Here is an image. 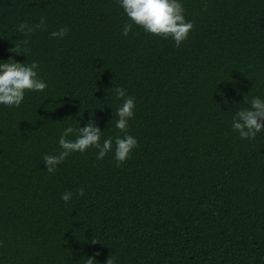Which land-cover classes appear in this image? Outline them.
Wrapping results in <instances>:
<instances>
[{"label":"trees","instance_id":"trees-1","mask_svg":"<svg viewBox=\"0 0 264 264\" xmlns=\"http://www.w3.org/2000/svg\"><path fill=\"white\" fill-rule=\"evenodd\" d=\"M182 4L194 27L177 47L135 24L123 36L117 0H0V61H36L48 85L0 106V264H264V131L232 128L264 97V0ZM41 17L46 30L18 31ZM114 86L135 100L138 147L48 172L68 125L125 134Z\"/></svg>","mask_w":264,"mask_h":264},{"label":"clouds","instance_id":"clouds-1","mask_svg":"<svg viewBox=\"0 0 264 264\" xmlns=\"http://www.w3.org/2000/svg\"><path fill=\"white\" fill-rule=\"evenodd\" d=\"M123 13L129 21L122 26L121 34L125 37L133 29V25L143 28L150 34L170 37L175 46L179 47L185 41L193 29V22L186 19L182 0H117ZM46 19L41 17L39 24L29 25L22 23L18 31L30 33L36 29L46 30ZM69 29L61 27L53 31V38H64ZM13 51H18V47ZM0 106L19 107L25 98L26 91L42 92L47 88V82L38 75V63L32 61L17 62L16 60L0 61ZM116 98L122 100L119 107L115 109L117 118L115 127L122 132L123 136L108 137L101 142V134L104 131L96 125L94 117L83 127L66 126L59 136L60 150L56 154H45L43 161L47 165L48 172H55L57 166L72 153L85 152L90 147L97 149L96 158L102 160L109 152L114 153L117 164L126 161L132 150L138 147L137 139L126 133L128 121L134 116L135 100L127 95L123 87H113ZM244 102H248L244 99ZM232 128L238 132L241 139H255L258 133L264 131V97L255 96L250 101V107L238 110L232 118ZM74 136V139L71 138ZM84 189H77V195H83ZM73 192L65 191L61 199L69 202ZM94 258H87L86 264H94ZM106 264H115L111 256Z\"/></svg>","mask_w":264,"mask_h":264}]
</instances>
